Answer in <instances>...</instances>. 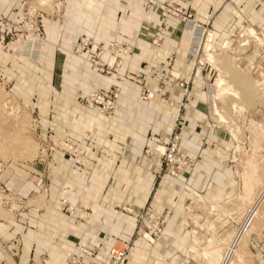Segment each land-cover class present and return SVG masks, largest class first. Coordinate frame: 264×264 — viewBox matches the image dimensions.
<instances>
[{
  "label": "rangeland",
  "instance_id": "rangeland-1",
  "mask_svg": "<svg viewBox=\"0 0 264 264\" xmlns=\"http://www.w3.org/2000/svg\"><path fill=\"white\" fill-rule=\"evenodd\" d=\"M253 2L264 7L263 0ZM61 3L8 0V12L0 8V264H51L52 256L32 255L33 250L58 249L63 237H77L70 235L75 233L71 226H87L92 217L80 201L109 196L113 153L104 154L108 170L99 181H86L82 175L94 171L95 159L82 153L79 143L57 140L49 128L54 114L49 105L69 99L60 92L61 79H52L55 65L43 55L53 36L43 20L59 12ZM159 14L162 22L150 37L155 51L164 47L167 19L181 21ZM212 21L210 16L204 24L194 20V30L184 27L185 52L192 58L188 79L170 68L142 64L141 70L159 82L156 87L143 77L121 75L124 57L133 52L128 42L99 44L84 35L71 50L87 57L93 73L116 81L109 91L92 88L72 101L94 109L100 120H111L128 80L134 81L138 99H158L172 109L165 135H147L154 146L143 149L152 166L143 204H123V193L119 201L113 198L116 210L131 216L129 238L112 244L121 249L129 243L118 264L135 257L137 243L139 249L146 245L147 264H264V28L215 30ZM173 58L169 56L167 68ZM195 75L201 80L193 86ZM167 85L182 90L178 100L164 94ZM193 111L195 119L190 118ZM79 139L97 148L92 134ZM74 173L81 175L69 181ZM94 181L102 184L96 187L102 193L85 190ZM250 204L256 206L251 218ZM242 236L243 244H238ZM55 258L56 264L63 255ZM67 258L70 263L71 254Z\"/></svg>",
  "mask_w": 264,
  "mask_h": 264
},
{
  "label": "crops",
  "instance_id": "crops-1",
  "mask_svg": "<svg viewBox=\"0 0 264 264\" xmlns=\"http://www.w3.org/2000/svg\"><path fill=\"white\" fill-rule=\"evenodd\" d=\"M171 1L192 13L193 20L197 23L204 24L212 16L211 29L231 31L243 25L264 28V7L255 4L253 0ZM7 3L8 0H0V8L4 7L3 9L8 12L10 6L7 7ZM61 6L62 9L58 5L59 12L55 14L54 11L53 15L43 20L45 29L53 35L52 42L46 46L43 55L45 61L49 60L55 65L52 66V79H61L63 86L60 92L69 99L66 98L64 104L49 105L48 111L53 107L54 113L53 123L48 118L49 128L57 140L64 138L77 142L82 153L95 159L97 165L94 171L84 172L82 175L85 177L84 180L89 181L95 177L99 181L98 178L100 179L103 172L108 170L104 154L112 152L116 162L114 169L112 167L111 181L107 183L109 196L107 195L104 200V196L100 194L102 199H96V202L80 201L81 206L92 212L87 226H71L75 228V233L70 232V235L74 234L77 237H70L71 239L63 237V246L58 249L35 248L32 255L45 254L52 256L53 261L55 257L63 255L61 261L57 260L56 264H70L67 258L70 254L87 261L103 263L108 260L109 250L114 241L127 240L131 231V216L116 210L118 202H114L113 198L119 201L118 197L123 193L125 194L123 195L125 199L121 201L123 204L129 207H141L143 204L152 175V166L143 154V149L154 146L147 135L148 133L165 135L172 109L158 99L153 101L138 99L137 88L131 80L122 84V97L108 122L100 120L94 109L72 103L76 95L86 94L92 88L109 91L116 82L114 78L93 73L85 59L87 57L72 55L74 43L84 35H91L93 41L99 44L110 41L128 42L133 46V52L124 57L120 73L143 77L149 87H156L159 82L141 70L142 64L149 62L154 68L162 71L170 68L182 79H188L192 69V58L185 52L188 35L183 22L171 18L167 19V35L163 49L155 51L151 47V32L161 24L162 17L156 9H144L140 0H62ZM170 55L174 57V64L167 68L166 63ZM101 59L106 61L107 56L103 55ZM193 78V86L201 80H198L197 75ZM181 93L182 90L177 86L167 85L164 94L178 100ZM196 117L197 111H193L190 118ZM86 134H92L96 149H91L86 141L79 139ZM78 175L81 174H70L69 181H77ZM94 183L93 187L85 185V190L90 194H97L99 191L102 193L103 188L101 190L96 188L97 184L100 188L102 184L96 181ZM87 198L85 196V199ZM108 199H111V202L107 201ZM62 227L63 230L67 228ZM139 244L141 243L136 245L135 257L130 259L128 264H147L145 257L147 258L146 254L149 253L144 251L146 245L139 249ZM79 247L87 249L92 255L82 253L78 250ZM53 261L51 264H55Z\"/></svg>",
  "mask_w": 264,
  "mask_h": 264
},
{
  "label": "built area",
  "instance_id": "built-area-1",
  "mask_svg": "<svg viewBox=\"0 0 264 264\" xmlns=\"http://www.w3.org/2000/svg\"><path fill=\"white\" fill-rule=\"evenodd\" d=\"M142 1L147 10H151L153 7H156V9L160 11L164 19L170 16L180 19L181 22H183L187 30H194L198 27V25L194 22L193 17L191 14H189V12H187L184 8L181 9L179 7H175L168 0L167 1L166 0L165 1L142 0ZM162 25H164V22L162 23ZM96 63H99V62H96ZM245 227L246 225H244V228ZM124 245L125 247L121 249H119V247L112 246L109 250V258L106 262L97 263L94 261H87L82 257L71 256L70 263L71 264H118L121 259L125 258L124 256L126 254V251H128L129 249L128 247L129 243H124ZM78 250L89 256L92 255V253L85 248L79 247Z\"/></svg>",
  "mask_w": 264,
  "mask_h": 264
},
{
  "label": "bare ground",
  "instance_id": "bare-ground-1",
  "mask_svg": "<svg viewBox=\"0 0 264 264\" xmlns=\"http://www.w3.org/2000/svg\"><path fill=\"white\" fill-rule=\"evenodd\" d=\"M206 46V45H205ZM254 203V202H253ZM252 203V204H253ZM251 205V204H250ZM252 207L254 206V205H251ZM250 208V212H249V218H251L253 215H255L256 214V212H255V209H256V206H254L253 208ZM249 209V208H248ZM249 220V219H248ZM246 222V221H245ZM243 229V228H242ZM247 230V229H246ZM240 235V234H239ZM243 236L238 240V244H241L242 243V240H243ZM244 241H245V239H244ZM246 242V241H245ZM243 244V243H242ZM242 247V246H241ZM225 260V259H224ZM227 260V259H226Z\"/></svg>",
  "mask_w": 264,
  "mask_h": 264
}]
</instances>
